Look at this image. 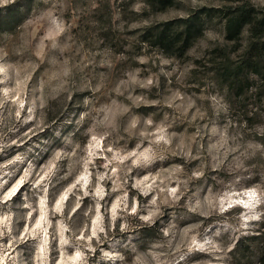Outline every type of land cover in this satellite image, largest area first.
Instances as JSON below:
<instances>
[{"label": "rangeland", "instance_id": "rangeland-1", "mask_svg": "<svg viewBox=\"0 0 264 264\" xmlns=\"http://www.w3.org/2000/svg\"><path fill=\"white\" fill-rule=\"evenodd\" d=\"M239 6L264 14L0 0V264H264V81L225 69ZM197 15L185 52L153 43Z\"/></svg>", "mask_w": 264, "mask_h": 264}, {"label": "trees", "instance_id": "trees-1", "mask_svg": "<svg viewBox=\"0 0 264 264\" xmlns=\"http://www.w3.org/2000/svg\"><path fill=\"white\" fill-rule=\"evenodd\" d=\"M201 19L197 15L164 24L155 34L153 43L169 53H173L172 49L177 45L180 51L185 52L202 32ZM223 19L229 41L238 43L244 30L249 35L242 59L233 68L225 66L226 70L233 69L228 73L229 81L235 82L245 73L264 81V14L253 6H239L224 13Z\"/></svg>", "mask_w": 264, "mask_h": 264}]
</instances>
